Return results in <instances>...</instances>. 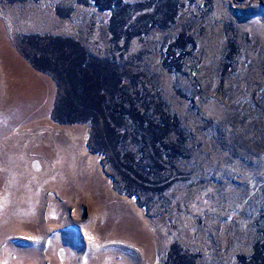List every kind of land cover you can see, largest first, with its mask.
<instances>
[{
    "label": "rangeland",
    "instance_id": "rangeland-1",
    "mask_svg": "<svg viewBox=\"0 0 264 264\" xmlns=\"http://www.w3.org/2000/svg\"><path fill=\"white\" fill-rule=\"evenodd\" d=\"M0 264H264V0H0Z\"/></svg>",
    "mask_w": 264,
    "mask_h": 264
},
{
    "label": "trees",
    "instance_id": "trees-1",
    "mask_svg": "<svg viewBox=\"0 0 264 264\" xmlns=\"http://www.w3.org/2000/svg\"><path fill=\"white\" fill-rule=\"evenodd\" d=\"M170 57H172V59L174 58L171 55ZM170 57L167 56V61L170 59ZM173 60L174 62L177 61L176 58ZM166 69L168 72H174L173 70H175L168 68ZM175 72L178 73L179 70ZM173 84L175 85V92L177 93L178 97H180V92L176 87L175 81H173ZM154 90L156 93L151 95L150 92L149 96L147 97L152 98V100H149L146 103L147 112L152 113L146 118V120H144L146 131H148V134H146V139L148 141L146 147L152 149L155 152V155H157L156 162L158 163V168L161 170L163 166L169 165L178 159L183 161L189 160L190 154L186 155V151L189 150L187 147L189 145V141L191 140V134L188 132V130H186V128H184L176 114H170L171 111L169 108H171V103H168L167 99L164 98L166 95L163 93V87L161 85H157L156 89ZM189 101L190 100H188V102ZM132 108L134 109L133 105ZM136 110L137 109L135 108V112ZM233 116L235 117H232V119L230 117L231 120L240 119V117H238L235 113H233ZM222 123L224 127L227 124L226 120H223ZM228 125L231 126V123ZM150 158H152L151 162H154V157L150 156Z\"/></svg>",
    "mask_w": 264,
    "mask_h": 264
},
{
    "label": "crops",
    "instance_id": "crops-1",
    "mask_svg": "<svg viewBox=\"0 0 264 264\" xmlns=\"http://www.w3.org/2000/svg\"><path fill=\"white\" fill-rule=\"evenodd\" d=\"M72 78H73V81H74V78H75V77L73 76Z\"/></svg>",
    "mask_w": 264,
    "mask_h": 264
}]
</instances>
